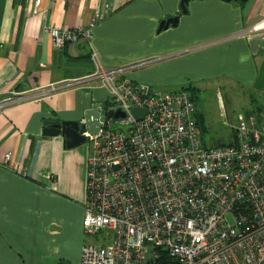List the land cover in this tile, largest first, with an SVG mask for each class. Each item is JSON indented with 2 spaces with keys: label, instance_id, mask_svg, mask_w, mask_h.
Listing matches in <instances>:
<instances>
[{
  "label": "crops",
  "instance_id": "obj_1",
  "mask_svg": "<svg viewBox=\"0 0 264 264\" xmlns=\"http://www.w3.org/2000/svg\"><path fill=\"white\" fill-rule=\"evenodd\" d=\"M181 2L0 0V95L26 98L0 116V264L80 262L89 145L68 149L43 129L108 102L100 84L69 86L95 72L94 53L105 69L155 60L127 77L162 93L182 92L184 77L195 87L226 80L264 117V0H192L186 14ZM177 16L176 27L158 31ZM52 27L90 29L91 39L58 49ZM223 37L235 38L215 43Z\"/></svg>",
  "mask_w": 264,
  "mask_h": 264
},
{
  "label": "built area",
  "instance_id": "obj_2",
  "mask_svg": "<svg viewBox=\"0 0 264 264\" xmlns=\"http://www.w3.org/2000/svg\"><path fill=\"white\" fill-rule=\"evenodd\" d=\"M48 32L58 49L91 39L83 27ZM92 59L95 72L69 86L100 84L125 129L107 119L87 135L83 232L102 238L83 246L79 264H155L164 254L174 264H264V117L240 120L234 144L206 147L189 92L127 77L155 60L105 69ZM25 101L0 95V116Z\"/></svg>",
  "mask_w": 264,
  "mask_h": 264
},
{
  "label": "rangeland",
  "instance_id": "obj_3",
  "mask_svg": "<svg viewBox=\"0 0 264 264\" xmlns=\"http://www.w3.org/2000/svg\"><path fill=\"white\" fill-rule=\"evenodd\" d=\"M230 38L235 37L215 38L214 41L216 44L220 45L225 43L226 39ZM198 48L199 49L189 50L186 53H174L176 54V57L173 58L187 56L192 52L202 49L201 46ZM154 64L155 63L152 65ZM150 67H146L142 70H146ZM183 82V87L194 86V90H191L190 92L195 100L197 118L202 121L205 126L202 133V140L206 147L232 145L235 143V127L238 125L239 121L242 119L249 120L252 115L258 113L252 107L253 104L250 94L240 86L233 84L230 85L226 80H202L200 84L197 85L198 87H195L196 84H193V81L188 77H184ZM179 88H181V86ZM157 89L159 91H165L164 88H161V90L160 88ZM103 108L108 111H117V107L110 97H108V102L103 104ZM110 120L113 121L112 130L120 131L125 129L117 123V120L114 117ZM86 144L89 145L88 142ZM84 236H86L87 243L95 244H97L102 238L101 235L87 236L85 233Z\"/></svg>",
  "mask_w": 264,
  "mask_h": 264
},
{
  "label": "water",
  "instance_id": "obj_4",
  "mask_svg": "<svg viewBox=\"0 0 264 264\" xmlns=\"http://www.w3.org/2000/svg\"><path fill=\"white\" fill-rule=\"evenodd\" d=\"M192 0H182L181 9L182 13H187V5ZM231 1V0H227ZM245 1V0H236ZM179 23V17L170 18L160 23L159 32L167 30L170 27H176ZM133 113L140 119L145 113L139 109H135ZM125 115L120 110L108 111L102 108H91L86 111L83 120L81 121H62L59 123L51 124L43 129V135L46 137L62 136L65 139V145L68 149L80 147L87 143L89 136L98 135L103 129L104 123L107 119L123 118Z\"/></svg>",
  "mask_w": 264,
  "mask_h": 264
},
{
  "label": "trees",
  "instance_id": "obj_5",
  "mask_svg": "<svg viewBox=\"0 0 264 264\" xmlns=\"http://www.w3.org/2000/svg\"><path fill=\"white\" fill-rule=\"evenodd\" d=\"M191 90H194V87H185V88L182 89V91L189 92L191 97H192V99H193V101L195 102L194 97H193L192 93L190 92ZM196 120H197V123H198L202 133H203V130H204V127H205L203 125V122L198 120L197 115H196ZM155 264H174V262L167 255L164 254V255H162L160 257V259H158V261Z\"/></svg>",
  "mask_w": 264,
  "mask_h": 264
},
{
  "label": "bare ground",
  "instance_id": "obj_6",
  "mask_svg": "<svg viewBox=\"0 0 264 264\" xmlns=\"http://www.w3.org/2000/svg\"><path fill=\"white\" fill-rule=\"evenodd\" d=\"M259 27H264V22H262V24H260Z\"/></svg>",
  "mask_w": 264,
  "mask_h": 264
}]
</instances>
